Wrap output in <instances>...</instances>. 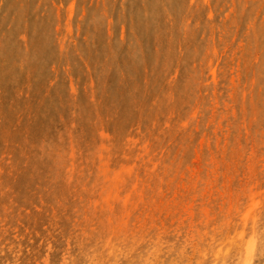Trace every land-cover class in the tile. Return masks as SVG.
Masks as SVG:
<instances>
[{
    "label": "rangeland",
    "instance_id": "obj_1",
    "mask_svg": "<svg viewBox=\"0 0 264 264\" xmlns=\"http://www.w3.org/2000/svg\"><path fill=\"white\" fill-rule=\"evenodd\" d=\"M263 209L264 0H0V264H264Z\"/></svg>",
    "mask_w": 264,
    "mask_h": 264
},
{
    "label": "bare ground",
    "instance_id": "obj_2",
    "mask_svg": "<svg viewBox=\"0 0 264 264\" xmlns=\"http://www.w3.org/2000/svg\"><path fill=\"white\" fill-rule=\"evenodd\" d=\"M260 210H261V209H260ZM263 210H264V209H263ZM259 214H260V213H259ZM262 214H264L263 211H262L261 215H262ZM261 215H259V216L257 215L258 218L262 217ZM248 217H249V216H248ZM256 219H257V218H256ZM263 219H264V218H263ZM263 219H262V221H263ZM245 220H246V219H245ZM249 220H251V219H249ZM249 220H248V221H249ZM238 221H239V220H238ZM262 221H261V222H262ZM261 222H259V223H261ZM247 223H248V222H247ZM245 224H246V223H245ZM253 224H254V223H253ZM247 225H249V223H248ZM257 225L260 227L259 224H257ZM258 226H256L255 228H258ZM261 226H262V225H261ZM246 227L248 228V226H246ZM244 228H245V227H244ZM253 228H254V227H253ZM258 229H259V228H258ZM262 229H264V228H262ZM262 229H260V230L262 231L261 233H263V230H262ZM248 230H249V229H248ZM249 231H251V230H249ZM249 231H248V232H249ZM253 231H254V230H253ZM256 232H257V231H256ZM259 232H260V231H259ZM244 233L246 234V232H244ZM261 233H260V235H261ZM255 234H256V233H255ZM257 234H258V233H257ZM239 235H240V233H239ZM247 235H248V233H247ZM252 235H253V234H252ZM260 235L258 234V236H260ZM237 236H238V235H237ZM242 236H243V235H242ZM254 236H255V235H254ZM254 236H253V238H254ZM238 237H239V236H238ZM238 237H237V238H238ZM256 237H257V236H256ZM262 237H263V236H262ZM262 237H261V238H262ZM241 238H242V237H241ZM246 238H247V237H246ZM246 238H245V240H246ZM259 238H260V237H259ZM261 238H260V239H261ZM227 239H228V238H227ZM240 240H241V239H240ZM252 240H253V239H252ZM258 240H259V239H258ZM220 241H221V240H220ZM228 241H230V240H228ZM262 241L264 242V240H262ZM235 242L238 243V241H235ZM235 242H234V243H235ZM241 242H242V241H241ZM243 242H244V240H243ZM250 242H251V241H250ZM234 243H233V245H234ZM255 243H256V242H255ZM257 243H258V242H257ZM260 243H261V242H260ZM225 244H227V243H225ZM240 244H241V243H240ZM258 244H259V243H258ZM238 245H239V244H238ZM259 245H260V244H259ZM2 246H3V245H2ZM230 246H231V245H230ZM242 246H243V244H242ZM249 246H251V244H249ZM263 246H264V245H263ZM237 247H238V246H237ZM224 248H225V247H224ZM224 248H223V249H224ZM227 248H228V246H227ZM232 248H233V246H232ZM250 248H251V247H250ZM233 249H234V248H233ZM240 249H241V246H240ZM242 250H243V249H242ZM242 250H241V251H242ZM253 250H254V249H253ZM221 251H223V250H221ZM226 251H227V250H226ZM236 251H237V250H236ZM238 251H239V250H238ZM260 251H262V249H261ZM260 251H258V252H260ZM206 252H207V251H206ZM244 252H245V251H244ZM262 252H263V251H262ZM225 253H226V252H225ZM239 253H240V251H239ZM241 253H242V252H241ZM241 253H240V254H241ZM254 253H255V252H254ZM260 253H261V252H260ZM210 254H211V253H210ZM235 254H236V253H234V255H235ZM240 254H238V255H240ZM252 254H253V253H252ZM221 255H224V254H221ZM261 255H262V253H261ZM240 256H241V255H240ZM231 257H232V256H231ZM241 257H242V256H241ZM214 258H215V257H214ZM225 258H226V257H225ZM228 258H230V257H228ZM228 258H226L227 261H228ZM242 258H243V257H242ZM256 258H257V257H256ZM222 259H223V258H222ZM226 259H225V260H226ZM230 259L233 260V259H235V258H233V259L230 258ZM237 259L239 260V258H237ZM252 259H253V258H252ZM220 260H221V259H220ZM220 260H219V261H220ZM223 260H224V259H223ZM242 260H243V259H242ZM253 260H254V259H253ZM234 261H235V260H234ZM234 261H233V263H234ZM7 262H8V261H7ZM212 262H213V260H212ZM224 262H225V261H224ZM241 262L243 263V261H241ZM252 262H253V261H252ZM256 262H257V261H256ZM216 263H217V262H216ZM235 263H237V262L235 261ZM242 263H241V264H242ZM245 263H246V260H245ZM250 263H251V262H250ZM223 264H224V263H223ZM227 264H228V263H227ZM229 264H230V263H229ZM231 264H232V263H231ZM254 264H255V263H254Z\"/></svg>",
    "mask_w": 264,
    "mask_h": 264
}]
</instances>
